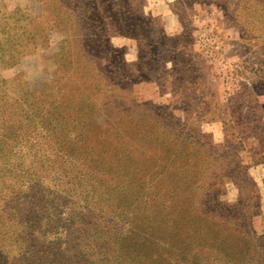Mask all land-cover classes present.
Returning a JSON list of instances; mask_svg holds the SVG:
<instances>
[{"label":"rangeland","instance_id":"1","mask_svg":"<svg viewBox=\"0 0 264 264\" xmlns=\"http://www.w3.org/2000/svg\"><path fill=\"white\" fill-rule=\"evenodd\" d=\"M249 229L264 0H0V264H264Z\"/></svg>","mask_w":264,"mask_h":264},{"label":"trees","instance_id":"2","mask_svg":"<svg viewBox=\"0 0 264 264\" xmlns=\"http://www.w3.org/2000/svg\"><path fill=\"white\" fill-rule=\"evenodd\" d=\"M247 230V229H245ZM250 233L248 234V232L245 234L243 232H235V231H226L225 235L226 237L230 240V241H226L225 242V249L228 250L227 255L234 257L235 259L240 260L241 258H243L245 256V258L247 259L251 253H252V249L251 246H256L253 243V237L254 240L260 241L262 239H264V235L263 236H256L254 231H252V229H249ZM230 244V245H229ZM237 264H241V263H237Z\"/></svg>","mask_w":264,"mask_h":264}]
</instances>
